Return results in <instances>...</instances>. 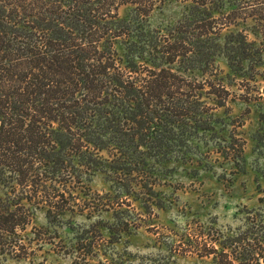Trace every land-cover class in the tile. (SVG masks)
I'll use <instances>...</instances> for the list:
<instances>
[{
  "label": "trees",
  "instance_id": "16d2710c",
  "mask_svg": "<svg viewBox=\"0 0 264 264\" xmlns=\"http://www.w3.org/2000/svg\"><path fill=\"white\" fill-rule=\"evenodd\" d=\"M173 1L183 5L181 16L151 24V14ZM260 3L0 0V264L45 241L38 211L50 224L70 225L69 211L94 209L88 198L99 196L91 187L97 175L118 206L139 193L149 197L140 198L145 208L158 206L150 197L171 175L165 164L204 166L213 150L226 157L233 144L214 135L222 118L213 112L226 108L229 92L216 61L224 55L242 75L253 54L247 38L230 39L240 30L222 44L220 33L238 17L262 20ZM249 221L215 239L220 264H264V214ZM116 225L111 233L129 224Z\"/></svg>",
  "mask_w": 264,
  "mask_h": 264
},
{
  "label": "rangeland",
  "instance_id": "374dc122",
  "mask_svg": "<svg viewBox=\"0 0 264 264\" xmlns=\"http://www.w3.org/2000/svg\"><path fill=\"white\" fill-rule=\"evenodd\" d=\"M259 1L255 12L262 7L264 14V0ZM182 10L180 2H169L151 14L150 22L175 21ZM258 16L238 17L237 26L220 33L222 44L229 32L240 30L242 36L230 39L247 38V51L253 54L241 63L242 75L234 74L224 55L216 61L229 92L226 108L213 112L222 118L214 123V135L233 144L226 157L213 150L204 166L165 164L171 175L150 197L158 206L145 208L140 198L149 197L139 193L123 196L130 206H118L116 197L105 194L108 184L97 175L91 187L99 196L88 198L94 209L69 211L70 225L50 224L38 211L37 236L45 241H36L27 257L8 258L5 264H220L223 256L212 252L221 250L215 239L224 241L244 230L255 213L264 214V17ZM216 140L212 138L213 144ZM139 187L135 185V190ZM120 220L128 222L126 231L111 233L117 232Z\"/></svg>",
  "mask_w": 264,
  "mask_h": 264
}]
</instances>
